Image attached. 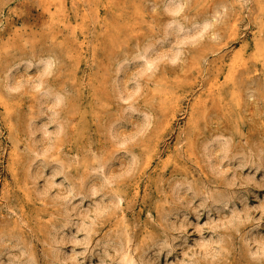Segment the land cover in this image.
<instances>
[{
    "label": "rangeland",
    "instance_id": "rangeland-1",
    "mask_svg": "<svg viewBox=\"0 0 264 264\" xmlns=\"http://www.w3.org/2000/svg\"><path fill=\"white\" fill-rule=\"evenodd\" d=\"M120 246L264 264V0H0V264Z\"/></svg>",
    "mask_w": 264,
    "mask_h": 264
},
{
    "label": "bare ground",
    "instance_id": "bare-ground-1",
    "mask_svg": "<svg viewBox=\"0 0 264 264\" xmlns=\"http://www.w3.org/2000/svg\"><path fill=\"white\" fill-rule=\"evenodd\" d=\"M169 4V3H168ZM171 5V4H170ZM169 6V5H168ZM175 9V8H174ZM172 10V9H171ZM170 10V11H171ZM174 10H172V12H173ZM206 24V23H205ZM205 24H204V26L202 27L203 28V30H204V28L206 27L205 26ZM171 25V24H170ZM207 25V24H206ZM168 26H169V23H168ZM200 26V25H199ZM185 29V28H184ZM183 29V30H184ZM180 30V29H179ZM190 30V29H189ZM185 31V32H183V35H184V37L182 38L183 39V41L185 40H192V39H194V38H196L199 34H200V32H202L201 31V29H200V31H197V32H194L193 33V30L191 29V31ZM170 32V31H169ZM180 32H181V30H180ZM182 39H181V41H182ZM144 52V51H143ZM142 52V53H143ZM146 52L147 51H145L143 54H142V60H144L145 61V63H144V67H145V69H147V70H149V69H151L152 67H153V65H154V60H148V58H147V56H146ZM172 57V56H171ZM176 56H174L173 55V57L172 58H175ZM46 63V62H45ZM47 64H45V66H46ZM47 68H48V66H47ZM46 69V68H45ZM38 86L39 87H41V85L40 84H38ZM213 199H215V198H213ZM130 248V247H129ZM128 248V246H120V248H119V250H118V264H136V261L137 260H139V258H135L134 257V255L132 254V252H131V249H129ZM141 256V255H140ZM139 257V256H138ZM142 257V256H141ZM142 259V258H141ZM139 263H140V261H139Z\"/></svg>",
    "mask_w": 264,
    "mask_h": 264
}]
</instances>
